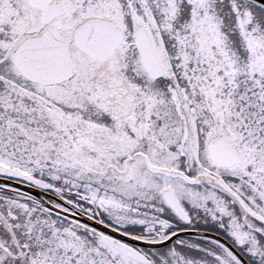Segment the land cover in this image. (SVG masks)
I'll return each mask as SVG.
<instances>
[{
	"label": "snow or ice",
	"instance_id": "snow-or-ice-1",
	"mask_svg": "<svg viewBox=\"0 0 264 264\" xmlns=\"http://www.w3.org/2000/svg\"><path fill=\"white\" fill-rule=\"evenodd\" d=\"M0 264H264V0H0Z\"/></svg>",
	"mask_w": 264,
	"mask_h": 264
}]
</instances>
